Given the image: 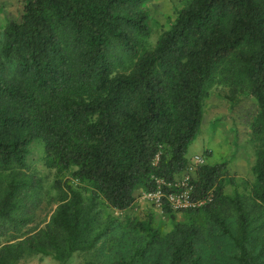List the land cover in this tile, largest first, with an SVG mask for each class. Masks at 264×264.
Here are the masks:
<instances>
[{"label":"trees","instance_id":"obj_1","mask_svg":"<svg viewBox=\"0 0 264 264\" xmlns=\"http://www.w3.org/2000/svg\"><path fill=\"white\" fill-rule=\"evenodd\" d=\"M148 1L24 0L20 15L6 22L0 45V264L35 256L65 264L74 253L91 250L95 199L122 210L138 187L160 191L164 211L173 192L188 190L192 201L205 200L186 211L207 215L236 264L264 263L258 222L264 212V0H190L153 46ZM218 75L256 105L248 121L256 147L254 210L224 194L232 182L225 162L197 165L194 177L175 182L188 167V146ZM228 98L234 105L239 99ZM37 138L45 164L72 170L90 194L68 186L50 221L21 236L40 197L36 183L16 171ZM229 202L237 213L235 234L223 217ZM200 234L199 225H176L166 241L167 259L154 264H226L205 260ZM140 258L110 264H140Z\"/></svg>","mask_w":264,"mask_h":264},{"label":"rangeland","instance_id":"obj_2","mask_svg":"<svg viewBox=\"0 0 264 264\" xmlns=\"http://www.w3.org/2000/svg\"><path fill=\"white\" fill-rule=\"evenodd\" d=\"M189 1L149 0L146 3L150 46H153L160 33L173 23L176 10L184 7ZM23 3L24 0H0V45L6 22L20 15ZM231 88L219 75L209 85L208 95L203 101L200 129L188 146V167L175 176V181L180 183L188 177H194L197 165L225 162L228 177L232 182L225 184L224 194L230 198H239L245 209L254 210L251 192L254 175L251 167L255 162L256 147L249 140L248 121L255 113L256 105L252 98L243 95L241 91L235 93L238 90L235 88L236 91H233ZM234 94L239 98L235 105L228 98V95ZM16 173L19 178L32 179L40 197L33 220L23 228L21 236L43 228L50 221L68 186L80 191L85 197L90 194L87 187L72 175V170L60 172L45 164L44 143L39 138L28 144L25 166L17 168ZM146 192L142 187L136 188L133 203L122 210L107 205L101 198H96L93 208L96 217L95 245L89 251L74 253L65 264H110L120 259L126 260L131 255L135 258L142 256L140 264H154L155 260L163 262L168 254L166 241L176 225L194 224L199 225L201 229L197 245L206 261L222 258L226 264H236V258L231 254V245L227 247V240L218 236L219 231L207 215L203 211H186L199 205L187 208L170 206L169 211H164L161 202L147 198ZM260 215L262 216L258 222L263 223L264 236V212ZM223 217L231 232L235 234L237 213L232 202L225 206ZM220 246L224 251H221ZM17 264L60 263L49 256H35L22 259Z\"/></svg>","mask_w":264,"mask_h":264},{"label":"built area","instance_id":"obj_3","mask_svg":"<svg viewBox=\"0 0 264 264\" xmlns=\"http://www.w3.org/2000/svg\"><path fill=\"white\" fill-rule=\"evenodd\" d=\"M176 182V181H175ZM183 182V181H182ZM181 182V183H182ZM177 183V182H176ZM179 184V183H177ZM145 196L150 199H155L157 201H160L161 193L160 191L156 192H146ZM167 201L169 202L170 206L173 208H187L190 206H200L205 202V200H195L192 201L189 197L188 190H184L182 192H173L166 196ZM206 200H210L209 197H207Z\"/></svg>","mask_w":264,"mask_h":264},{"label":"crops","instance_id":"obj_4","mask_svg":"<svg viewBox=\"0 0 264 264\" xmlns=\"http://www.w3.org/2000/svg\"><path fill=\"white\" fill-rule=\"evenodd\" d=\"M188 156V155H187Z\"/></svg>","mask_w":264,"mask_h":264}]
</instances>
